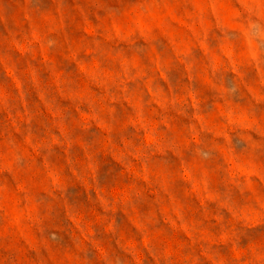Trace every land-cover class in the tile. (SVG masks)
<instances>
[{
	"label": "clouds",
	"instance_id": "9594fccd",
	"mask_svg": "<svg viewBox=\"0 0 264 264\" xmlns=\"http://www.w3.org/2000/svg\"><path fill=\"white\" fill-rule=\"evenodd\" d=\"M0 264H264V0H0Z\"/></svg>",
	"mask_w": 264,
	"mask_h": 264
}]
</instances>
